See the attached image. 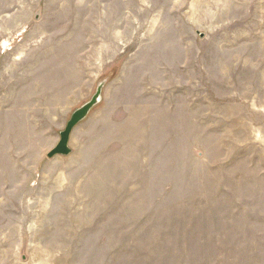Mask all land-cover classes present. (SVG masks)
Returning a JSON list of instances; mask_svg holds the SVG:
<instances>
[{
	"label": "rangeland",
	"instance_id": "obj_1",
	"mask_svg": "<svg viewBox=\"0 0 264 264\" xmlns=\"http://www.w3.org/2000/svg\"><path fill=\"white\" fill-rule=\"evenodd\" d=\"M0 264H264V0H0Z\"/></svg>",
	"mask_w": 264,
	"mask_h": 264
},
{
	"label": "water",
	"instance_id": "obj_2",
	"mask_svg": "<svg viewBox=\"0 0 264 264\" xmlns=\"http://www.w3.org/2000/svg\"><path fill=\"white\" fill-rule=\"evenodd\" d=\"M97 100H98V96H94L89 103L85 104L84 106H82L72 114L69 122L67 123L65 130L60 134L59 143L57 144L56 148L49 154V157H52L54 155H66L69 153L67 142L71 130L77 123H79L81 120L85 118L88 111L97 102Z\"/></svg>",
	"mask_w": 264,
	"mask_h": 264
}]
</instances>
